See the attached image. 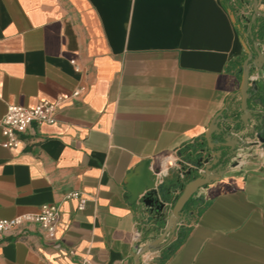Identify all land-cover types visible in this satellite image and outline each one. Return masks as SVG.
I'll return each instance as SVG.
<instances>
[{"label": "crops", "instance_id": "obj_1", "mask_svg": "<svg viewBox=\"0 0 264 264\" xmlns=\"http://www.w3.org/2000/svg\"><path fill=\"white\" fill-rule=\"evenodd\" d=\"M251 2L0 0V119L11 105L65 99L53 125L33 124L16 150L0 147V220L56 205L62 249L29 223L0 241V264H134L195 176L187 150L206 147L217 116L241 115ZM145 160L153 173L168 167L159 213L125 199L128 174ZM233 160L141 264H264V147ZM73 192L83 210L66 200Z\"/></svg>", "mask_w": 264, "mask_h": 264}, {"label": "water", "instance_id": "obj_2", "mask_svg": "<svg viewBox=\"0 0 264 264\" xmlns=\"http://www.w3.org/2000/svg\"><path fill=\"white\" fill-rule=\"evenodd\" d=\"M251 7L252 15L248 27L251 48L241 40L245 52L239 86L241 115L235 118L233 111H230L226 116H217L203 135L206 147L197 149L198 146L194 145L187 150L189 158H183L189 165L186 175L195 173V176L183 185L162 233L137 249L133 255L134 264H141V258L145 254L160 251L167 245L177 226L187 219L185 205L200 189L222 177L229 166H236L238 163L233 159L240 150L246 151L258 145L264 147V93L259 91L257 81L251 79V72L254 71L257 75L264 72V25L257 30L253 28L257 19L264 20V12L258 9V0H252ZM252 97L255 99L251 107L249 100ZM156 179L149 161L140 162L126 178L127 203H142L155 213L161 212L164 209V203L160 199L163 184L156 185Z\"/></svg>", "mask_w": 264, "mask_h": 264}, {"label": "built area", "instance_id": "obj_3", "mask_svg": "<svg viewBox=\"0 0 264 264\" xmlns=\"http://www.w3.org/2000/svg\"><path fill=\"white\" fill-rule=\"evenodd\" d=\"M74 64V62H72ZM254 81L263 80L264 72L261 75L251 77ZM80 91L73 92L72 97H78ZM63 97L56 101L41 100L34 107L27 108L18 105L8 106L4 116L0 119V147L16 150L23 144L22 136L32 135V125H53L56 122L55 114L61 104ZM168 167L164 165L156 175V185H162ZM66 200H75L77 209L83 210L86 198L77 192L70 193ZM60 221V208L56 205L45 204L36 213L22 214L11 219L0 220V241L12 234L18 228L29 224H39L43 234L48 241L52 242L56 249H62L57 241L56 232ZM72 253V252H70Z\"/></svg>", "mask_w": 264, "mask_h": 264}, {"label": "trees", "instance_id": "obj_4", "mask_svg": "<svg viewBox=\"0 0 264 264\" xmlns=\"http://www.w3.org/2000/svg\"><path fill=\"white\" fill-rule=\"evenodd\" d=\"M184 185V184H183ZM183 185L180 186V192H181V189L183 187ZM179 195V194H178ZM178 195L175 197V199L173 200L172 202V205L174 203V201L176 200V198L178 197ZM194 202V199L192 198L184 207V210H185V213L189 212V211H194L196 209V206H197V202L193 203ZM176 246H178V242L176 244Z\"/></svg>", "mask_w": 264, "mask_h": 264}]
</instances>
